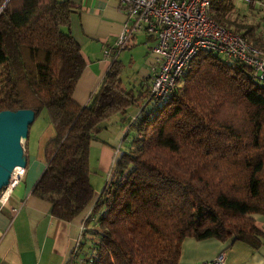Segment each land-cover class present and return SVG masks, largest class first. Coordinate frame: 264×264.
Segmentation results:
<instances>
[{
  "label": "trees",
  "instance_id": "16d2710c",
  "mask_svg": "<svg viewBox=\"0 0 264 264\" xmlns=\"http://www.w3.org/2000/svg\"><path fill=\"white\" fill-rule=\"evenodd\" d=\"M77 10L70 0H0V112H48L56 135L31 194L50 202L51 215L72 221L90 206L92 141L109 118L143 104L86 220L95 239L87 250L81 241L68 264L81 254V264H179L187 237L264 246L255 217L264 216V80L204 50L166 100H148L127 88L116 59L81 105L73 96L86 67L71 31ZM234 10L235 0H212L210 13L264 51Z\"/></svg>",
  "mask_w": 264,
  "mask_h": 264
},
{
  "label": "crops",
  "instance_id": "0c3cea01",
  "mask_svg": "<svg viewBox=\"0 0 264 264\" xmlns=\"http://www.w3.org/2000/svg\"><path fill=\"white\" fill-rule=\"evenodd\" d=\"M70 1L78 6L72 15L71 31L80 43L86 61L73 96L81 105H87L113 63L106 50L113 47L122 32L126 15L120 9L119 0ZM141 43L148 46L142 49L139 46ZM152 45L153 37L138 34L125 49L131 50V64L137 61L138 46L142 49V65L133 71L134 82H126L121 75L127 88L135 93H149L155 60L151 53ZM117 59L126 64L121 54ZM138 110L132 107L125 114L109 118L107 128L91 143L95 164L107 175L113 168L116 152L124 149L127 126L137 117ZM37 119L30 126L29 135L23 143L28 161L25 174L6 201L0 202V264H68L72 251L91 235L88 229L93 223L86 224V220L101 192L95 189L94 201L72 221L51 215L50 202L31 194L47 166L46 145L56 135L50 119L36 123ZM255 217L264 227V216L257 214ZM222 252L226 253L225 264H264V246L256 249L243 241L197 240L193 237L183 240L179 264H214V259Z\"/></svg>",
  "mask_w": 264,
  "mask_h": 264
},
{
  "label": "built area",
  "instance_id": "2783aa9c",
  "mask_svg": "<svg viewBox=\"0 0 264 264\" xmlns=\"http://www.w3.org/2000/svg\"><path fill=\"white\" fill-rule=\"evenodd\" d=\"M211 4L212 0H119L126 21L106 53L115 61L136 35L153 37L155 60L148 100H166L182 82L190 62L204 50L245 63L253 76L263 81L264 51L212 18ZM24 169L14 170L9 185L1 191V203L23 178ZM213 263L225 264L226 253H220Z\"/></svg>",
  "mask_w": 264,
  "mask_h": 264
},
{
  "label": "rangeland",
  "instance_id": "374dc122",
  "mask_svg": "<svg viewBox=\"0 0 264 264\" xmlns=\"http://www.w3.org/2000/svg\"><path fill=\"white\" fill-rule=\"evenodd\" d=\"M233 19H236L238 23H240L241 25H245L246 27L249 26L254 27L255 30L253 32L259 34L261 36V39H263V43H264V0H257L252 6L249 5V0H235V10L233 12ZM139 46L143 49L148 45L147 44L145 45V43H141ZM139 46H138L139 49H136L137 55L135 56V58L137 59V61L135 64L133 63L131 64V61L129 60L130 58H133L131 50H124V52L121 53V56L125 58L124 60L126 63L124 70L122 72V77L123 79L126 80V82H134L135 74H133V71L139 69L142 65V58H141L142 49H140ZM141 106H143V104L140 106L137 105L136 107L139 108L140 110ZM47 119L49 120L50 118L48 112L44 110L40 114V117L37 119L38 122L36 123H41L45 120L47 121ZM24 142L25 140L23 141V143ZM116 153L117 156L119 152ZM91 168H92V174H91L92 183L97 192L98 191L102 192V190L104 189L106 183L110 178V174L113 168L110 174L107 175V173H104L97 167V165L95 164V156H92V146H91ZM0 196H1V192H0ZM94 239L95 238L93 234L85 238L83 243H85L86 250L88 246L92 245ZM80 258H76L73 264H81Z\"/></svg>",
  "mask_w": 264,
  "mask_h": 264
},
{
  "label": "water",
  "instance_id": "95a60500",
  "mask_svg": "<svg viewBox=\"0 0 264 264\" xmlns=\"http://www.w3.org/2000/svg\"><path fill=\"white\" fill-rule=\"evenodd\" d=\"M35 120L32 109L0 112V192L9 185L16 168L27 167L23 141Z\"/></svg>",
  "mask_w": 264,
  "mask_h": 264
},
{
  "label": "bare ground",
  "instance_id": "6f19581e",
  "mask_svg": "<svg viewBox=\"0 0 264 264\" xmlns=\"http://www.w3.org/2000/svg\"><path fill=\"white\" fill-rule=\"evenodd\" d=\"M21 169V167H18L15 169V172H18Z\"/></svg>",
  "mask_w": 264,
  "mask_h": 264
}]
</instances>
